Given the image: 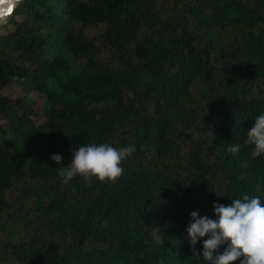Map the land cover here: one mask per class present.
<instances>
[{
    "label": "trees",
    "instance_id": "trees-1",
    "mask_svg": "<svg viewBox=\"0 0 264 264\" xmlns=\"http://www.w3.org/2000/svg\"><path fill=\"white\" fill-rule=\"evenodd\" d=\"M5 22L0 264H209L191 212L264 205L245 142L264 113V0H22ZM90 143L135 151L114 183L63 185L50 156Z\"/></svg>",
    "mask_w": 264,
    "mask_h": 264
},
{
    "label": "clouds",
    "instance_id": "clouds-1",
    "mask_svg": "<svg viewBox=\"0 0 264 264\" xmlns=\"http://www.w3.org/2000/svg\"><path fill=\"white\" fill-rule=\"evenodd\" d=\"M245 142L254 146V157L264 154V113L255 118ZM227 150L237 153L240 145L230 144ZM134 151V145L117 148L109 143H90L72 149L71 163L67 166H60V154H52L50 159L59 166L57 174L63 185H69L79 176L88 186L93 178L101 183L116 182L124 172L122 162ZM212 207L215 219L201 217L198 211L190 214L186 233L192 255L202 256L209 264H264V205L261 199L244 194L242 199H234L230 204L214 203ZM202 239V251H197L195 246Z\"/></svg>",
    "mask_w": 264,
    "mask_h": 264
},
{
    "label": "water",
    "instance_id": "water-1",
    "mask_svg": "<svg viewBox=\"0 0 264 264\" xmlns=\"http://www.w3.org/2000/svg\"><path fill=\"white\" fill-rule=\"evenodd\" d=\"M21 1L22 0H0V22L4 18L7 19V17L13 12V10Z\"/></svg>",
    "mask_w": 264,
    "mask_h": 264
},
{
    "label": "rangeland",
    "instance_id": "rangeland-1",
    "mask_svg": "<svg viewBox=\"0 0 264 264\" xmlns=\"http://www.w3.org/2000/svg\"><path fill=\"white\" fill-rule=\"evenodd\" d=\"M5 21L2 24H5L6 23ZM90 33H91V35H98L99 32H98V30H92V31H90Z\"/></svg>",
    "mask_w": 264,
    "mask_h": 264
},
{
    "label": "bare ground",
    "instance_id": "bare-ground-1",
    "mask_svg": "<svg viewBox=\"0 0 264 264\" xmlns=\"http://www.w3.org/2000/svg\"><path fill=\"white\" fill-rule=\"evenodd\" d=\"M6 17H7V14H6ZM5 20H6V19L4 18V19L0 22V24L3 23Z\"/></svg>",
    "mask_w": 264,
    "mask_h": 264
}]
</instances>
